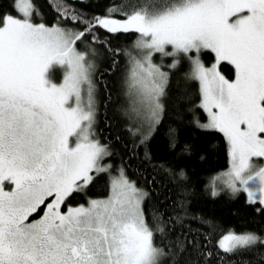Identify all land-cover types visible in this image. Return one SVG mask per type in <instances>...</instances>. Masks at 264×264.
<instances>
[{
  "label": "snow or ice",
  "instance_id": "6c2138e0",
  "mask_svg": "<svg viewBox=\"0 0 264 264\" xmlns=\"http://www.w3.org/2000/svg\"><path fill=\"white\" fill-rule=\"evenodd\" d=\"M52 6L84 29L35 23L31 0H17L18 17L0 13V264H161L162 257L182 254L189 245L210 264L209 237L201 242L185 236L167 251L156 246V234L174 231L181 217L165 219L157 210L160 223L154 229L142 207L148 193L123 168L113 175L104 163L112 153L95 127L103 74L96 77L89 55L95 56V47L80 51L77 44L91 35L92 45H108L95 35L97 29L138 34L135 55L106 50L113 70L126 57L125 114L137 124L129 131L139 133L141 143L160 123L170 70L181 54L187 57L188 78L199 82L198 107L207 115L197 126L222 133L228 145L230 167L210 178L212 196L222 187L264 206V167L254 163L264 158V0H113L91 20L62 0ZM202 50L215 55L210 67L200 59ZM157 54L160 62L153 59ZM221 62L233 66L234 79L221 73ZM55 65L64 70L60 83L50 71ZM105 173V198L67 205ZM42 207L43 215L30 220ZM258 242L264 243L254 233L230 230L215 247L235 254Z\"/></svg>",
  "mask_w": 264,
  "mask_h": 264
},
{
  "label": "trees",
  "instance_id": "16d2710c",
  "mask_svg": "<svg viewBox=\"0 0 264 264\" xmlns=\"http://www.w3.org/2000/svg\"><path fill=\"white\" fill-rule=\"evenodd\" d=\"M55 2L56 0H31L35 9L33 21L47 26L59 22L61 26L76 31L84 29V24L60 17L52 6ZM62 2L86 20L102 16L106 9L113 5V0H62ZM121 2L155 3L158 0ZM15 6L16 0H0V13L17 17L19 13ZM95 35L101 41L107 39L109 44L92 45V36L89 35L84 41L78 42L77 47L78 50L85 51L95 47L96 77L99 78L100 74H103V82L98 84V116L95 127L97 137L102 143L109 145L112 153L105 161L111 164L112 173L123 168L126 176L135 182L138 188L148 193L142 207L146 220L154 229L155 225L160 223L157 210L165 219L179 215L183 221L174 224V231L157 233L154 238L156 246L167 251L178 240L183 242L185 236L189 241L201 242L204 237H209L213 251V256L208 258L210 264H264V243L258 242L247 250L241 249L235 254H224L215 247L218 238L230 230L235 234L251 232L264 241V207L258 203L249 204L243 192L233 194L222 187L218 188V195L212 196L210 178L227 170L228 146L222 133L197 126L196 121L205 120L206 114L198 107L200 102L198 84L187 75L188 58L181 54L177 67L170 70V82L163 98L164 111L160 123L155 126L149 138L141 143L140 134L132 135L129 131L135 126L125 114L127 97L122 82L126 57L121 55L119 66L113 70L112 57L106 50L111 47L129 52L138 34L112 35L103 29H97ZM170 49L169 47L168 50ZM153 59L160 62L159 54ZM170 59L171 57L164 58V63L170 64ZM200 59L207 67L214 61V55L209 50H202ZM60 70L58 65L50 70L56 83L62 79L58 74ZM219 70L227 79L234 78V68L227 62H221ZM181 171L182 178L177 175ZM108 190L109 176L106 173L100 174L83 192L74 193L67 201V205H86L89 199L106 197ZM181 202L183 208L180 207ZM42 214L41 208L33 217L39 219ZM218 251L219 256L216 255ZM161 264H208V262L192 245H189L182 254L162 257Z\"/></svg>",
  "mask_w": 264,
  "mask_h": 264
},
{
  "label": "rangeland",
  "instance_id": "374dc122",
  "mask_svg": "<svg viewBox=\"0 0 264 264\" xmlns=\"http://www.w3.org/2000/svg\"><path fill=\"white\" fill-rule=\"evenodd\" d=\"M16 4H17V0H16ZM15 8H16V6H15ZM17 11V10H16ZM18 12V11H17ZM18 17V16H17ZM62 27H64V26H62ZM134 43H135V41L133 42V44H132V46L130 47V49H129V52L130 53H132L133 55H135L136 54V49H135V47H134ZM171 50V49H170ZM80 51H85L84 49H81ZM89 55H90V58H92L93 60H94V62H95V58H94V56H92L90 53H89ZM193 56L195 55V53H193L192 54ZM213 55H214V53H213ZM171 61L170 62H172V58L170 59ZM213 63H215V55H214V61L212 62V64ZM211 64V65H212ZM211 65H209V66H207V67H210ZM59 66V65H58ZM60 68H61V70H60V72H58V74L59 75H61L62 76V79H61V81L60 82H62V80H63V76H64V70H63V68L61 67V66H59ZM189 70H190V61H189V66H188V72H187V74L189 73ZM234 79V78H233ZM60 82H58V83H60ZM197 82V84H198V87H199V82L198 81H196ZM200 103V102H199ZM126 107H127V109H128V107H129V102H128V98H127V101H126ZM206 114V113H205ZM133 124H134V126L135 127H137V124L132 120L131 121ZM207 122V115H206V118H205V120H203L202 122H200V123H206ZM134 127V128H135ZM228 146V145H227ZM230 159V158H229ZM104 163L105 164H108V165H111L109 162H107V161H104ZM254 163L257 165V167H264V158H254ZM230 167V163H229V165H228V168ZM228 168H227V170H228ZM226 170V171H227ZM223 172H225V171H223ZM222 173V172H221ZM113 175H116V174H118V170L117 171H115V173H112ZM219 174V173H218ZM217 175V174H216ZM217 183H221L220 181H217ZM142 190V189H141ZM108 192H109V190H108ZM244 193V192H243ZM245 195H246V198H247V194L246 193H244ZM101 198H105V197H101ZM93 199H99V198H93ZM90 200V199H89ZM85 206H87V204L85 205ZM264 207V206H263ZM42 209H43V207H42ZM43 215V214H42ZM35 220V219H34ZM228 234V233H227ZM226 235V234H225ZM237 235H241V234H237ZM224 236V235H223ZM223 236H221L220 238H218V240H217V242L223 237Z\"/></svg>",
  "mask_w": 264,
  "mask_h": 264
},
{
  "label": "flooded vegetation",
  "instance_id": "af4514ba",
  "mask_svg": "<svg viewBox=\"0 0 264 264\" xmlns=\"http://www.w3.org/2000/svg\"><path fill=\"white\" fill-rule=\"evenodd\" d=\"M34 215H35V214H33V216H34ZM33 216H32V217H33ZM35 216H36V215H35ZM35 216H34V217H35ZM32 217H30V220H34V219H37V218H34V217H33V218H34V219H33Z\"/></svg>",
  "mask_w": 264,
  "mask_h": 264
}]
</instances>
